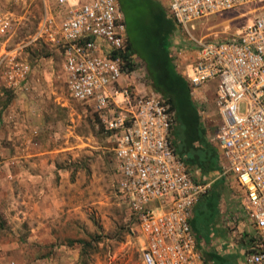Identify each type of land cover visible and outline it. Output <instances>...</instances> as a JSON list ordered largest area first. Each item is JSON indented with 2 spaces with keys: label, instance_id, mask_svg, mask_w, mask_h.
I'll return each instance as SVG.
<instances>
[{
  "label": "built area",
  "instance_id": "obj_1",
  "mask_svg": "<svg viewBox=\"0 0 264 264\" xmlns=\"http://www.w3.org/2000/svg\"><path fill=\"white\" fill-rule=\"evenodd\" d=\"M43 1L39 28L58 36L69 94L93 108L113 143L118 190L128 205L129 227L142 238V264H203L190 219L207 185L193 177L173 145L176 110L144 81V73L137 82L132 78L139 63L129 49L119 1L54 0L56 15ZM254 2L260 7L236 38L189 32L188 24L196 20ZM166 14L189 36L176 35L170 45L191 92L216 81L217 175L245 195L254 239L243 247L242 263L264 264V0H167ZM11 27L9 15L0 14V39ZM0 70L14 89L27 83L31 66L16 52L4 51Z\"/></svg>",
  "mask_w": 264,
  "mask_h": 264
},
{
  "label": "rangeland",
  "instance_id": "obj_2",
  "mask_svg": "<svg viewBox=\"0 0 264 264\" xmlns=\"http://www.w3.org/2000/svg\"><path fill=\"white\" fill-rule=\"evenodd\" d=\"M157 1L162 4L166 2V0ZM259 4L261 2L249 3L224 15L196 20L188 24L189 32L198 38L217 40L236 38L239 29L255 16L260 7ZM46 5L56 15L59 8L54 4V0H46ZM2 13L9 15L12 27L6 36L0 39V53L4 51L16 52L19 59L27 61L31 66L27 82H35L36 86L41 88L42 96L51 87L54 91L51 93L53 96L67 102L70 108H74L71 110L70 117H76V132L81 135V138H75V141L66 142V144H76L75 148L67 149L59 155L63 165L75 170V180L72 183L74 186L67 187L66 194L73 203H76L73 211L75 224L73 226L69 222L65 224L64 229L70 237L66 240L69 246L66 247L63 254L61 253L62 256L60 255L61 263L142 264V238L138 231L130 229L128 205L118 190V172L114 162L113 143L108 133L96 120L97 115L93 108L88 104L74 100L69 94L63 69V53L58 43V36L52 34L53 29L41 30L39 28L44 15V1L0 0V14ZM124 20L126 23L125 16ZM129 21L132 26L136 25L144 29L151 28L152 25L145 12H132L129 15ZM176 35L181 40H189L187 31L177 28L174 24L168 40V51L171 56L170 40ZM143 42H147V40ZM148 53L146 51L133 53L139 63V70L133 74L132 78L137 82V79L144 73V81L150 85L146 77L145 64V59L149 56ZM172 63L176 72L189 84V80L184 74V66L174 59ZM35 69L37 73L33 72ZM215 84L216 81L211 80L203 91L191 92L189 102L194 104L192 114L187 112L188 114L184 115V118L175 109L177 123L174 130L180 147L191 151L194 146H200L202 143L211 145L215 143L212 136L220 120L215 105ZM11 91H13L12 88L6 85L3 72L0 70V106L7 104L12 96ZM73 123L74 121L70 119L69 124L73 125ZM71 139L74 138L71 136ZM1 147L7 148L3 144ZM194 168H191L192 175L200 181H207L197 174ZM211 172L213 175H210L212 177H208V180L211 178L213 180L208 184L206 193L201 195L197 206L201 209L200 215L204 211L208 215H212L214 211H231L235 206L237 207V196L233 193L234 186L230 183L226 184L222 178L216 176L215 170ZM6 210L9 212L12 209L8 207ZM227 226L230 228L232 225ZM10 227L19 228L20 235L13 239L25 240L23 237L26 234L25 224H19L17 221H10L7 224L0 217V229L8 230ZM73 236L75 237L73 238ZM3 239L6 240V238ZM75 240L85 241L83 250L79 242L73 246L72 243ZM13 250L11 252L13 255L9 254L12 255V258L8 256L10 262L8 264H46L44 259L47 251L42 248L40 243L30 244L26 249L27 258L18 257L20 254L16 248ZM55 253L57 250L52 254L50 251L52 256Z\"/></svg>",
  "mask_w": 264,
  "mask_h": 264
},
{
  "label": "crops",
  "instance_id": "obj_3",
  "mask_svg": "<svg viewBox=\"0 0 264 264\" xmlns=\"http://www.w3.org/2000/svg\"><path fill=\"white\" fill-rule=\"evenodd\" d=\"M160 4L166 13L167 0ZM33 72L37 73V70ZM36 85L30 81L12 89L7 104L0 106V217L7 224L17 221L26 225L24 241L13 239L20 235L19 228L0 229V264H8V256L12 258L14 248L20 254L18 257L27 258L26 249L34 242L46 249V264H62L61 253L69 246L66 240L70 237L64 229L65 224H75L73 211L76 203L66 194L67 187L74 186L75 170L63 165L59 156L76 146L66 142L81 138L76 132V117H70L74 108L53 96L51 87L42 96L41 88ZM70 119L74 121L73 125L69 124ZM172 141L183 160V157H189L187 149H183L185 152L181 150L183 154L178 152L181 147L174 129ZM2 144L7 148L1 147ZM211 146L216 148L220 163L216 144ZM197 147L200 151V146ZM184 161L190 172L195 167V172L207 179L201 182L208 187L213 180L208 177L213 173H203L198 166ZM218 170H215L216 176ZM220 178L234 186L237 207L231 211H214L212 215L204 211L200 215L197 213L200 196L192 207L191 227L203 264H243V247L254 239L253 228L244 212L245 195L235 182ZM8 207L12 209L9 212ZM56 250L55 255H50V251L52 254Z\"/></svg>",
  "mask_w": 264,
  "mask_h": 264
},
{
  "label": "trees",
  "instance_id": "obj_4",
  "mask_svg": "<svg viewBox=\"0 0 264 264\" xmlns=\"http://www.w3.org/2000/svg\"><path fill=\"white\" fill-rule=\"evenodd\" d=\"M121 10L126 17L127 40L129 49L134 52H149L145 59L146 77L151 87L161 93L171 103L179 114L184 115L194 112V104L189 102L191 88L187 81L176 72L173 66V57L168 51V40L174 28L172 20L166 15L162 5L156 0H118ZM134 12H145L151 20V28L132 26L129 15ZM147 40V42H143ZM96 114V113H95ZM97 115V114H96ZM195 117V116H194ZM196 119V118H195ZM96 120L99 122L98 117ZM101 125V124H100ZM103 128V126L101 125ZM104 130V129H103ZM186 148L181 147L178 152L183 154ZM181 150L183 152H181ZM189 157H183L190 164L198 166L201 172H211L219 168L218 152L208 143H202L199 148L194 146ZM197 208L200 214L201 209ZM84 249V240H75ZM49 253V252H48ZM211 255V254H209Z\"/></svg>",
  "mask_w": 264,
  "mask_h": 264
}]
</instances>
